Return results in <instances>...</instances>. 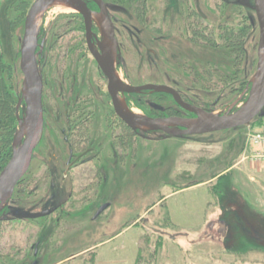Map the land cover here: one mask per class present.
I'll return each mask as SVG.
<instances>
[{
    "label": "rangeland",
    "instance_id": "374dc122",
    "mask_svg": "<svg viewBox=\"0 0 264 264\" xmlns=\"http://www.w3.org/2000/svg\"><path fill=\"white\" fill-rule=\"evenodd\" d=\"M7 8L8 3L0 6V43L13 68L10 83L18 102L24 20L10 35L7 13L12 14ZM109 13L119 45L115 65L129 84L170 85L187 100L214 113L233 110L246 98L256 67L258 29L249 23L250 17L255 19L254 12L238 0H148L142 24L129 6L114 7ZM243 21L250 27L243 40L242 61L234 66L219 34L239 29ZM191 23L210 33L216 45L192 42L186 31ZM43 26L53 38L65 32L64 42L84 36L80 14L63 11L59 4L42 11L38 30ZM71 53L70 64L77 63L82 71L87 67L95 71L85 43ZM131 98L133 105L143 110L155 112L150 103H157L188 115L169 97L144 94ZM21 112L17 108L18 116ZM255 133H264L263 116L235 129L201 135L167 136L147 129L137 135L130 132L129 160L120 166L110 159L114 164L108 170L112 187L105 197L111 198V205L96 222L90 221L88 204L60 225L53 218L57 214L21 223L1 222L0 254L10 256L18 250L20 256L26 249L31 253L30 245L42 239L39 264H264V199L257 198L258 193L264 194V172L254 184L238 178V169L216 176L234 162L242 140L247 143L248 135ZM51 137L55 141L52 149V143H47ZM63 139L59 129L54 135H46L44 130L26 174L62 175L68 155ZM113 145L116 147L115 139ZM110 148L108 144L99 156H105ZM117 150L113 148L114 153ZM93 164L74 166L67 174H90ZM249 171L253 174L254 170ZM76 180L43 178L38 185H28L22 195L32 192L35 201L53 190L67 192L71 187L77 191ZM24 181L22 178L20 186ZM229 203L237 207L234 213H230ZM221 218L229 221L230 228ZM219 224L224 226L223 234L218 231ZM27 256L25 263L29 264L31 256ZM11 261L0 256V264Z\"/></svg>",
    "mask_w": 264,
    "mask_h": 264
},
{
    "label": "flooded vegetation",
    "instance_id": "af4514ba",
    "mask_svg": "<svg viewBox=\"0 0 264 264\" xmlns=\"http://www.w3.org/2000/svg\"><path fill=\"white\" fill-rule=\"evenodd\" d=\"M105 3L113 4L115 7L122 6L119 3L110 2L103 0ZM239 4L243 5L242 0H238ZM251 2V1H250ZM87 6L94 11H97V6L91 2H87ZM245 6V5H244ZM112 8L108 9L109 17L114 26V36H115V25L114 21L110 16L109 11ZM251 9V8H250ZM252 10V9H251ZM255 15V19L250 17L251 28L256 27L257 18L256 13L252 10ZM81 16V15H80ZM82 17V16H81ZM81 22V21H80ZM83 22V18H82ZM84 25V23H83ZM249 25V27H250ZM92 32L90 42L95 49L98 50L97 42L100 39V32L98 26L95 22L92 23ZM248 32V31H247ZM56 34V32H54ZM81 33V32H80ZM51 31L46 30L45 26L38 30V40L36 47V61L38 70L42 80V89H41V104H42V116H43V131H46V135L55 134L56 130L59 129L64 133V143L67 146L68 155L65 161V169L62 175L59 174H24L20 180L16 183L15 187L18 186L17 190L11 194V196L4 202L0 209V223L1 222H23L24 220H37L40 218L54 216V221L56 224L60 225L66 220L65 218L71 214H76L80 207L84 204H88V209L91 211L90 221L96 222L98 218L104 213L107 208L111 205V198L105 197L106 190L108 191L110 182V176L108 175V170L111 169L114 164L111 160L116 161V165L124 166L129 160L128 150L130 147L129 143L126 142V138L129 136V133H134L137 135L138 132H143L146 129H132L128 124H126L115 112L112 98L108 92V79L101 71L94 57L90 53L87 41L85 38V28L84 36L79 38V40H73V42H64L65 32L59 34L57 37L51 35ZM247 35V34H246ZM259 36V31H258ZM116 39V36H115ZM84 40V41H83ZM117 41V39H116ZM86 44V52L90 54L95 64V71L89 70L87 67L86 70L82 71L81 66L77 63H69L68 56L72 54L76 49L81 48V44ZM65 44V45H64ZM258 45V40H257ZM257 45H256V55H257ZM71 52H69L70 50ZM119 45L117 42L116 55L115 59L119 55ZM256 59V66H257ZM114 71L118 79L125 84L131 86H141L145 84H155V83H145L132 85L129 84L126 80L122 79L119 75L118 66L115 65L114 60ZM256 71V67H255ZM254 71V72H255ZM167 85V84H162ZM177 91L174 87L167 85ZM183 101L198 106L204 110L205 107L197 105L189 100H187L183 95L177 91ZM119 96V102L124 104L129 111L133 114L144 115L151 118L157 117H194L192 112H189L180 106H178L172 97L169 94L156 92L153 90H141L140 92H117ZM144 94H164L172 99L174 104L185 110L188 115H168L166 110L171 108V106H161L157 103H150L151 108L155 112L150 110H143L138 104L133 105V100L131 97L136 95ZM17 105V102H16ZM20 109L22 111L23 103L20 104ZM103 108V112L99 114V109ZM135 108V109H134ZM139 110H137V109ZM172 109V108H171ZM234 110V109H233ZM264 110V106H263ZM208 111V110H207ZM232 111V110H229ZM22 115V112H21ZM17 114L16 117H21ZM16 129H17V118H16ZM114 130H119V132L114 133ZM122 130V133H120ZM42 131V136H43ZM16 132V130H15ZM125 132V133H124ZM150 132H157L152 131ZM15 134V133H14ZM14 136V135H13ZM41 136V139H42ZM116 140V147L113 145V140ZM41 142V140H40ZM39 142V143H40ZM37 144V146L39 145ZM49 148L52 149V146L55 145L53 137L47 141ZM110 144L111 151L105 156H99L104 147ZM36 146V147H37ZM35 147V148H36ZM113 148L118 150L114 153ZM35 149L33 150L32 157ZM31 157V160H32ZM111 159V160H110ZM56 160V159H55ZM94 162L91 168L94 171H90V174L84 173L81 175H68V171L74 166H86L88 163ZM31 163V162H30ZM30 167V165H29ZM29 169V168H28ZM28 171V170H27ZM94 172V173H92ZM98 172H103L104 175L98 174ZM22 178H25V181L21 184ZM43 178H76L79 186L77 191H74L71 187L67 192H61L60 190L49 191L48 193L37 197L33 201L34 196L32 192H26L27 196L22 194L26 191L28 185L36 184L38 185L39 180ZM55 184H52V188L55 189ZM106 186H108L106 188ZM110 193V191H109ZM112 193V192H111ZM108 196V195H107ZM101 200V201H99ZM41 207L33 209L34 205H41ZM106 206L98 215L96 212L100 207ZM26 211L29 213H37L40 211L49 210L50 212L42 217L37 218H18L16 213L19 211ZM83 212V210H82ZM85 213V211H84ZM29 225V224H26ZM42 239H37L30 245V252H27V249L18 256V250L9 255H1V258L4 259L10 258V264H26L25 259L29 258L27 255L31 256L29 264L36 262L40 263V256L42 254L43 247L41 246ZM22 251V250H21ZM30 253V254H29ZM24 258V261H23Z\"/></svg>",
    "mask_w": 264,
    "mask_h": 264
},
{
    "label": "water",
    "instance_id": "95a60500",
    "mask_svg": "<svg viewBox=\"0 0 264 264\" xmlns=\"http://www.w3.org/2000/svg\"><path fill=\"white\" fill-rule=\"evenodd\" d=\"M93 2L98 10H91L87 2ZM251 1V2H250ZM243 5L256 13L258 25L257 66L246 98L232 111L214 113L182 100L179 93L173 88L162 84H145L131 86L122 83L114 71L117 41L114 36V26L109 17L108 9L113 4L103 0H33L25 14L23 35L20 42L19 69L23 75L20 97L16 105L19 108L23 103L22 115L17 118V129L11 142V154L0 170V209L11 196L14 186L27 172L33 150L41 140L43 131V116L41 104L42 80L36 61V47L38 40V22L44 9L54 4L69 6L83 18L87 46L97 65L108 79V92L116 114L132 129H147L162 132L167 136H188L212 133L221 130L235 129L248 124L256 116H264V0H242ZM97 22L100 39L97 42L98 50L90 42L92 23ZM153 90L169 94L181 108L192 112L194 117H157L133 114L119 102L118 91L140 92ZM106 206L96 212L98 215ZM49 210L29 213L19 210L18 218H37L45 216ZM222 230V231H221ZM218 231L223 234V225ZM32 264H36L33 262Z\"/></svg>",
    "mask_w": 264,
    "mask_h": 264
},
{
    "label": "trees",
    "instance_id": "16d2710c",
    "mask_svg": "<svg viewBox=\"0 0 264 264\" xmlns=\"http://www.w3.org/2000/svg\"><path fill=\"white\" fill-rule=\"evenodd\" d=\"M114 3H119L121 5L129 6L132 9L135 18L139 23H144L145 15L147 12V2L148 0H107ZM2 3H8V8L11 12L7 13V28L8 33L12 35L14 30L22 23L24 20L27 9L30 5V0H3ZM0 5V6H1ZM245 22V21H243ZM249 30V25L245 23L242 26L234 30L229 28L227 30H222L223 33L219 34V40L221 39L228 48V52L231 54V59L233 60L234 66L238 65L242 61L243 57V40ZM190 32V40L193 42L195 40H201L204 44H209L215 46L216 43L206 31L199 29L194 23L190 24V28L186 30ZM212 39V40H211ZM13 68L10 63L5 60L1 43H0V170L8 161L11 154V142L13 135L16 130V98L13 94V88L10 83L12 78ZM198 74L197 72H195ZM160 99L168 97L164 94H157ZM166 114L174 115L177 114L173 109L169 108L166 110ZM130 136L126 138V142H130ZM231 210L230 213H234L237 207L229 203ZM221 221L230 228L229 221L225 218H221ZM228 239V234L225 236V240ZM261 248V247H260ZM10 264V263H9Z\"/></svg>",
    "mask_w": 264,
    "mask_h": 264
},
{
    "label": "crops",
    "instance_id": "0c3cea01",
    "mask_svg": "<svg viewBox=\"0 0 264 264\" xmlns=\"http://www.w3.org/2000/svg\"><path fill=\"white\" fill-rule=\"evenodd\" d=\"M256 151L264 152V144L263 145H253L245 143L244 139L240 143V147L237 151V157L234 162L229 165L225 170L218 173L216 176L219 177L227 172L231 171L232 169L239 170V177L241 179H245L248 183H257L260 179L259 174L264 172V160H256L254 159V154ZM249 169H253V174H250ZM215 177V176H213ZM262 193V192H261ZM261 193L257 194V198L261 196L260 199H264V194Z\"/></svg>",
    "mask_w": 264,
    "mask_h": 264
},
{
    "label": "built area",
    "instance_id": "2783aa9c",
    "mask_svg": "<svg viewBox=\"0 0 264 264\" xmlns=\"http://www.w3.org/2000/svg\"><path fill=\"white\" fill-rule=\"evenodd\" d=\"M2 0H0L1 3ZM248 141L253 145H263L264 144V134H249L248 135ZM254 159L256 160H264V153L261 151H256L254 154Z\"/></svg>",
    "mask_w": 264,
    "mask_h": 264
},
{
    "label": "bare ground",
    "instance_id": "6f19581e",
    "mask_svg": "<svg viewBox=\"0 0 264 264\" xmlns=\"http://www.w3.org/2000/svg\"><path fill=\"white\" fill-rule=\"evenodd\" d=\"M61 9H63V11H73L69 6L66 5H61Z\"/></svg>",
    "mask_w": 264,
    "mask_h": 264
}]
</instances>
